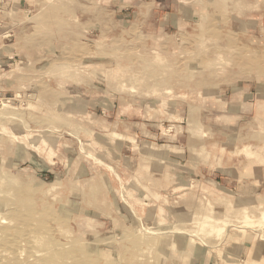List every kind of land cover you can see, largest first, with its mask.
I'll return each instance as SVG.
<instances>
[{
	"label": "rangeland",
	"instance_id": "rangeland-1",
	"mask_svg": "<svg viewBox=\"0 0 264 264\" xmlns=\"http://www.w3.org/2000/svg\"><path fill=\"white\" fill-rule=\"evenodd\" d=\"M263 59L264 0H0V264H264Z\"/></svg>",
	"mask_w": 264,
	"mask_h": 264
},
{
	"label": "bare ground",
	"instance_id": "bare-ground-1",
	"mask_svg": "<svg viewBox=\"0 0 264 264\" xmlns=\"http://www.w3.org/2000/svg\"><path fill=\"white\" fill-rule=\"evenodd\" d=\"M236 15V14H235ZM238 16V15H237ZM236 40V39H235ZM227 44V43H226ZM231 44V43H230ZM228 48V47H227ZM231 48H232V45H231ZM222 49H225V48H222ZM233 49V48H232ZM231 49V50H232ZM226 50V49H225ZM230 50V49H229ZM230 50V51H231ZM228 50H226V52H227ZM234 51V50H233ZM239 50H237V52H238ZM243 51V50H242ZM242 51H240V53H242ZM246 51V50H245ZM247 51H249V50H247ZM226 52H224V53H226ZM235 52V51H234ZM260 52V51H259ZM262 52V51H261ZM240 53H238L239 54V56H240ZM249 53V52H248ZM227 54V53H226ZM235 54V53H234ZM228 55V54H227ZM232 55V54H231ZM231 55H229V56H231ZM252 55V54H251ZM220 56V55H219ZM237 56V55H236ZM242 56V55H241ZM253 56V55H252ZM260 56V55H259ZM262 56H263V54H262ZM246 57V56H245ZM256 57H257V55L255 56V58H254V56H253V58L254 59H256ZM242 58V57H241ZM259 58V57H258ZM261 58V57H260ZM259 58V59H260ZM237 59H239V58H237ZM233 60H234V58H233ZM257 60V59H256ZM264 60V59H263ZM147 61V60H146ZM223 61V60H222ZM239 62V61H238ZM258 62V61H257ZM223 63V62H222ZM225 63V62H224ZM254 63V62H253ZM225 65H226V63H225ZM230 65V64H229ZM228 65V66H229ZM253 65V64H252ZM210 67V66H209ZM233 67H234V65H233ZM142 73V72H141ZM143 75H145V74H143ZM142 76V75H141ZM146 77V76H145ZM136 80V79H135ZM196 85V84H195ZM264 155V154H263ZM262 156V155H261ZM263 157V156H262ZM264 159V158H263ZM262 161V160H261ZM264 161V160H263ZM8 178V177H7ZM3 181V180H2ZM4 182V181H3ZM2 182V183H3ZM9 182V181H8ZM12 182V181H11ZM10 182V183H11ZM6 182H4V184H5ZM14 183H16V182H14ZM11 185H12V183H11ZM14 185V184H13ZM17 185V184H16ZM8 186H10V184L8 185ZM7 186V187H8ZM12 187V186H11ZM6 188V187H5ZM9 188V187H8ZM1 190V189H0ZM11 190V189H10ZM15 190V189H14ZM17 190V189H16ZM3 192H5V190L3 189ZM12 194V193H11ZM19 194V193H18ZM1 217V216H0ZM23 217V216H22ZM13 218L14 219H18V218H20V212L18 211V210H16L15 212H13ZM4 219V218H3ZM3 219H2V221H3ZM5 222V221H4ZM2 223V222H1ZM17 225H20V223H18ZM29 225V224H28ZM18 227V226H17ZM19 228H20V226H19ZM18 231H20V230H18ZM41 233V232H40ZM148 233H150L149 231H148ZM156 233V232H155ZM39 235V234H38ZM41 235V234H40ZM12 240V239H11ZM70 242V241H69ZM9 243V242H8ZM21 245V244H20ZM16 247H17V245H16ZM52 247V246H51ZM66 248V247H65ZM54 250H56V249H54ZM59 253V252H58ZM19 254V253H18ZM33 254V253H32ZM61 254V255H60ZM63 253H59V256L61 257V258H63ZM33 256H34V254H33ZM66 256V255H65ZM18 258V257H17ZM33 258V257H32ZM19 259H21V258H19ZM33 259H36V258H33ZM32 259V260H33ZM22 260V259H21ZM18 261V260H17ZM22 262V261H21ZM45 263V262H44Z\"/></svg>",
	"mask_w": 264,
	"mask_h": 264
},
{
	"label": "crops",
	"instance_id": "crops-1",
	"mask_svg": "<svg viewBox=\"0 0 264 264\" xmlns=\"http://www.w3.org/2000/svg\"><path fill=\"white\" fill-rule=\"evenodd\" d=\"M243 251V250H242ZM242 251H241V255H242ZM173 260L168 261V264H175V262L173 263ZM181 264V260L179 259ZM187 264H223V263H218V262H214L212 259H208L206 258V256L201 255V254H194L193 257L190 259V261Z\"/></svg>",
	"mask_w": 264,
	"mask_h": 264
}]
</instances>
